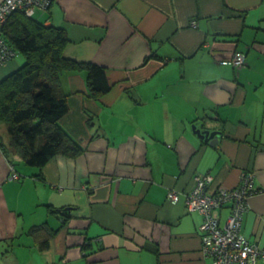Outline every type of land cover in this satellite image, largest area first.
<instances>
[{
  "label": "crops",
  "instance_id": "crops-1",
  "mask_svg": "<svg viewBox=\"0 0 264 264\" xmlns=\"http://www.w3.org/2000/svg\"><path fill=\"white\" fill-rule=\"evenodd\" d=\"M48 8L33 16L66 31L64 55L105 67L115 84L94 100L83 74L61 78L69 108L60 126L84 151L50 159L43 179L22 163L11 169L0 148V264H211L202 217L184 203L195 174L212 178L210 192L252 175L259 191L247 198L241 232L264 247V0H52ZM237 53L245 61L233 67ZM17 66H1L0 80ZM193 126L219 131L217 144ZM47 204L78 208L70 224L86 229L87 259L82 237L66 230L45 253L24 235L59 224Z\"/></svg>",
  "mask_w": 264,
  "mask_h": 264
},
{
  "label": "trees",
  "instance_id": "trees-1",
  "mask_svg": "<svg viewBox=\"0 0 264 264\" xmlns=\"http://www.w3.org/2000/svg\"><path fill=\"white\" fill-rule=\"evenodd\" d=\"M235 12L238 18L245 15L242 11ZM0 34L15 54L8 62L17 55L24 58L22 65L0 80V124L4 125L7 136L6 140L0 136V148L13 169L18 163L37 168L40 172L36 176L43 179L41 169L50 159L59 155L76 158L84 151L60 126L69 108V93L64 90L61 78L72 73L83 74L86 94L94 100H100L115 83L108 79L105 67L65 56L64 48L69 42L66 31L44 25L35 16L15 11L1 26ZM152 56L157 58L152 53L147 59ZM46 209L59 224L53 227L44 221L28 227L24 235L31 239L32 245L45 253L56 235L66 230L67 234L82 237L78 248L87 259L94 246L86 236V229L70 224L73 219H79L75 214L78 208L47 204ZM18 238L17 235L5 242L11 247Z\"/></svg>",
  "mask_w": 264,
  "mask_h": 264
},
{
  "label": "built area",
  "instance_id": "built-area-1",
  "mask_svg": "<svg viewBox=\"0 0 264 264\" xmlns=\"http://www.w3.org/2000/svg\"><path fill=\"white\" fill-rule=\"evenodd\" d=\"M51 1L3 0L0 3V28L12 9L25 10L26 15L32 16L36 10H46ZM13 55L0 34V67L8 63ZM244 61V55L237 53L230 62L241 66ZM211 181L208 174H195L191 189L185 193L187 210L202 216V223L198 227L202 255L208 257L211 264H264V249L250 242L240 231L242 215L247 210L246 198L255 191L252 175L244 173L241 186L234 189L219 186L210 192ZM167 196L171 202L179 199L178 191L174 189H170ZM224 208L228 214L225 222L220 224V212Z\"/></svg>",
  "mask_w": 264,
  "mask_h": 264
},
{
  "label": "water",
  "instance_id": "water-1",
  "mask_svg": "<svg viewBox=\"0 0 264 264\" xmlns=\"http://www.w3.org/2000/svg\"><path fill=\"white\" fill-rule=\"evenodd\" d=\"M193 131L195 132L196 135H198V137L204 139L206 142H208L211 145H216L218 142L219 131L217 130H213V131H210L208 129L201 130L193 126Z\"/></svg>",
  "mask_w": 264,
  "mask_h": 264
},
{
  "label": "rangeland",
  "instance_id": "rangeland-1",
  "mask_svg": "<svg viewBox=\"0 0 264 264\" xmlns=\"http://www.w3.org/2000/svg\"><path fill=\"white\" fill-rule=\"evenodd\" d=\"M3 0H1V2H2ZM0 2V3H1ZM19 7V6H18ZM15 11H21L22 13H24L25 15H26V11L25 10H21V9H15V10H11V12L8 14V17L12 14V13H14ZM28 16V15H27ZM33 16V15H32ZM7 17V18H8ZM7 18H6V20H7ZM5 20V21H6ZM240 54H243V53H240ZM244 55V54H243ZM245 57V56H244ZM14 61H16L17 62V64H18V67L20 66V65H22V63L24 62V58H23V56L22 55H17L15 58H14ZM244 64V63H243ZM242 66V65H241ZM233 67H236L235 65H233ZM237 67H239V66H237ZM4 129H5V127H4V125L3 124H0ZM2 136V138L3 139H5L6 140V138H7V136H6V129H5V133H4V135H1ZM191 189V188H190ZM229 189V188H228ZM175 190V189H174ZM215 191V190H214ZM213 192V191H212Z\"/></svg>",
  "mask_w": 264,
  "mask_h": 264
},
{
  "label": "bare ground",
  "instance_id": "bare-ground-1",
  "mask_svg": "<svg viewBox=\"0 0 264 264\" xmlns=\"http://www.w3.org/2000/svg\"><path fill=\"white\" fill-rule=\"evenodd\" d=\"M10 164V163H9ZM10 166H13L12 164H10ZM13 169V168H12ZM19 178H20V175L15 171H11V181H15V180H19ZM252 181H253V179H252ZM259 190H257L256 191V189H255V191L253 192V193H255V192H258ZM250 193V192H249ZM247 198H248V196H247ZM246 198V199H247ZM225 209V208H224ZM223 210V209H222ZM221 210V211H222ZM244 214V213H243ZM202 217V216H201ZM242 217H243V215H242ZM221 219V218H220ZM225 222V219H224V221L221 223V221H220V224H223ZM201 223H202V221H201ZM200 223V224H201ZM241 228H242V226H241ZM240 231H241V229H240ZM241 234H243L242 232H241ZM244 235V234H243ZM245 236V235H244ZM246 237V236H245ZM247 239H248V237H246ZM249 240V239H248ZM250 241V240H249ZM251 242V241H250ZM252 243H254V242H252ZM256 244V243H255ZM257 245V244H256ZM260 247V246H259ZM260 248H262V249H264V247H260Z\"/></svg>",
  "mask_w": 264,
  "mask_h": 264
}]
</instances>
